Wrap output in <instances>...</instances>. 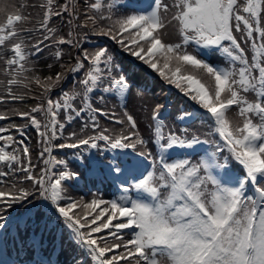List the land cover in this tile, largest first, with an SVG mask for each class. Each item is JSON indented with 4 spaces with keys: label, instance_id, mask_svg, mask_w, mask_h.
<instances>
[{
    "label": "snow or ice",
    "instance_id": "snow-or-ice-1",
    "mask_svg": "<svg viewBox=\"0 0 264 264\" xmlns=\"http://www.w3.org/2000/svg\"><path fill=\"white\" fill-rule=\"evenodd\" d=\"M117 6L109 4V14L104 15L100 0H93L90 7L99 13L87 17L93 24V34L110 36L189 96L203 110L202 116L184 112L178 119L206 116L212 132L223 143L212 152L206 150L196 163L187 157L175 158L176 149L194 150L208 141H200L198 137L185 140L171 131L165 132L166 120L157 105L151 120L158 158L152 152H145L148 141L141 137L131 114L125 111L124 119L115 118V113L110 115L93 107L89 99V94L98 89L112 91L103 87L106 75L109 83L119 86L118 91L128 88L125 78L111 77V57L106 49L94 53L81 50L82 59H77L70 71L82 73V78L73 81L71 92L63 90L53 98L49 93L67 77L57 72L54 78L48 76L42 80L35 75L30 58H38L44 48L52 45L79 44L74 38L58 36L53 26V18H64L69 5L44 0L38 5L42 16L34 27H18L28 17L17 11L0 22V63L7 77L0 84L12 100L23 101L27 95L14 93L13 86L31 91V85L35 84L43 91L32 97L41 102L29 111L14 110L27 124L0 126V141L6 142L0 143V185H4L0 189V235L7 231L6 211L39 193L43 201L50 202L43 205L52 214L48 223L54 215L94 264H162L161 258H167L171 264H264V0H173L172 5L164 0H151L150 11L133 9L134 14L114 19L111 13ZM65 23L70 24L71 18ZM172 23L179 42L164 39L165 30ZM77 27L88 24L78 23ZM34 35L39 38L29 46L27 41ZM192 46L223 56L226 67L199 58V51L189 50ZM62 55V48L57 47L55 58L60 60ZM189 67L203 71L211 79V85L202 82L196 73L183 74ZM78 85L82 86V103L86 107L78 108L74 104L81 96ZM249 93L254 96L251 100ZM3 102L4 98L0 97V103ZM232 110L242 122L231 118ZM86 112L93 115L84 128L89 122L93 130L99 128L98 117L103 116L127 127L117 135L109 134L105 128L96 135L79 139L73 131L68 134L71 142L53 143L64 134L66 125ZM37 113L43 120L34 115ZM9 118L0 114V121ZM254 118L258 120L254 122ZM28 126L37 130L45 144L40 153L44 167L38 172L25 140H17L11 134L15 130L24 137V128ZM101 141L109 150L123 151L124 159L118 161L113 157L105 174L106 178L119 180L121 195L110 201L74 199L67 194L64 182L79 183V174L68 170L66 162L53 155V149H98ZM226 149L230 154L228 159L218 156ZM82 156L80 153L77 159ZM231 159L243 166L242 174L232 172ZM61 165V170L53 171ZM98 172L99 166L94 164L93 174ZM17 173L24 175L12 183L4 179L16 177ZM129 180L134 183L130 184ZM21 181H31V185L23 186ZM249 187L255 196L248 195ZM130 189L135 190V199L128 195ZM27 212L31 213L32 209ZM36 217L42 218L39 213ZM32 219L29 216L28 222Z\"/></svg>",
    "mask_w": 264,
    "mask_h": 264
},
{
    "label": "trees",
    "instance_id": "trees-1",
    "mask_svg": "<svg viewBox=\"0 0 264 264\" xmlns=\"http://www.w3.org/2000/svg\"><path fill=\"white\" fill-rule=\"evenodd\" d=\"M143 0H100L102 5L101 12L104 15H108V5L117 4L118 6L113 8L112 16L113 18H123L126 15L134 14L133 9L137 10V3H142ZM164 2L169 5L173 4V0H164ZM44 0H0V22L6 21L8 15L15 14L17 11H22L25 16L28 17V21L23 25H18V27H34L36 22L42 16V10L38 7ZM57 4H68L69 13L65 14L64 18H53V26L57 29V35L63 36L65 38H74V40H79V44L76 47L70 45L56 46L44 48V51L40 53L39 57L30 58L34 62L35 75L39 76L42 80H45L48 76L55 77L57 72H62L67 77L63 80L57 87L53 88L51 93H49L53 98H57L59 93L63 90L72 91L73 81H79L82 78V73H73L70 71L75 65L77 59H82L80 56L81 50H87L89 53H94L99 49H106L107 54L111 57V77L126 79L127 84L130 86L129 98L125 106L120 103V94L118 87L115 84L109 83V77L106 75L103 83V87L112 89L111 92H104L102 89H98L93 94H89L90 101L93 102V107H98L108 112L110 115L112 113L116 114L115 118L124 119L123 113L127 111L131 114L137 122L138 130L143 139L148 141V146L145 148V152H152L153 156L156 157L155 151H153L154 145V122L151 120L153 109L159 105L160 109L168 104V100H172V110L170 116L166 119V131H171V133L181 136L185 140H189L192 137H198L199 140H207L208 145L199 153L195 155H183L181 157L189 158L193 163H196L201 159V155L207 150L208 152L214 151L218 145L222 142L218 137L212 132L210 126L208 125L207 118L196 119L192 124L188 126L181 125L179 123V115L184 112L193 111V107L188 103L179 98L174 91L169 90L166 86L169 83L166 79L159 75V72L153 70L149 65L146 66L153 74L146 72L143 67H135L132 63L125 58L124 55L117 53L115 46L110 45L103 36L93 34V24L91 21H87V17L91 15H98L96 10H93L90 5L93 0H56ZM75 9V15H72V10ZM174 11V9H172ZM170 15V13H169ZM71 18V23H65L66 20ZM87 22L88 27H77V24L83 25ZM97 23H106V21H97ZM73 33L74 37H69L68 34ZM38 35L30 37L27 43L29 46L31 43H35L38 39ZM164 39L168 42H179V34L174 23L169 24L165 30ZM50 43V42H46ZM43 47V45H42ZM57 47L62 48V58L57 60L55 58V51ZM247 47V46H245ZM195 46H192L189 50L192 51ZM195 51L200 52V57L207 60L208 62L215 64L220 67H226V62L223 56L216 54L213 55L210 52L202 53L201 50L195 49ZM249 53L251 49L248 48ZM128 52V51H127ZM129 53V52H128ZM130 54V53H129ZM131 55V54H130ZM49 65H52L49 68ZM3 64L0 63V80L5 81L7 77L2 71ZM87 70V65L85 71ZM166 74L168 70H165ZM196 73L202 81L211 85V79L207 77L203 71L197 72V70L185 68L183 74ZM81 91V96L77 97L74 101L76 107H86L82 103L83 90L82 86L78 85ZM39 86L32 84L31 91L23 89L21 87L13 86L14 93H26V99L23 101L12 100L8 95L6 88L3 84H0V97L4 98V102L0 103V114H7L10 118L4 121H0V126L11 127L15 124L18 126H23L27 124L26 119H22L20 116L14 114V110L26 112L30 110V107L35 106L41 101L39 99H33V96H39L40 92ZM170 91V92H169ZM103 96L104 99L99 97ZM249 99H253L252 93L248 94ZM37 118L43 120L41 114H34ZM93 113L86 112L81 117L73 120L71 124L66 125L64 129V134L58 139L53 141L54 144L71 142L68 139V134L75 131L77 132V139L86 138L89 135H96L102 129H109V134L117 135L122 129H125L127 125H119L114 123V119H109L108 116L98 117L100 127L93 130L91 123L89 126L84 128L83 125L89 120V116ZM64 114H61L60 119L63 120ZM231 118L235 122H242L241 118L235 116V110L230 112ZM258 118H254L256 122ZM83 129V130H82ZM187 129V132L184 131ZM43 128L41 129V131ZM26 135L20 137L19 133L15 130L11 131V134L17 139H24L26 145L30 150V155L33 164L38 165L37 172L44 165L40 158V153L43 151L45 144L43 138L39 135L37 130L31 126L24 128ZM7 134V133H6ZM5 134V135H6ZM0 143H6L0 141ZM98 149L82 148V149H53V155L58 159L64 160L68 165V170L77 172L79 174V183L75 181H66L64 186L66 188L67 194L72 196L74 199H83L86 202L94 198L103 199L105 201H110L116 199L121 194L119 191L115 190L111 183H106L100 179L99 174H93L94 162L93 156L97 155L106 161H111V154L115 153L117 150H109L104 142H98ZM83 153L82 159H77V156ZM218 156H223L228 159L230 154L227 149L224 153H218ZM177 157V158H181ZM47 158V154L45 156ZM117 160H121L118 156ZM84 162L85 164H83ZM98 166V165H97ZM229 167L235 169L242 174V167L240 164L231 159L229 162ZM63 166H58L54 168L53 171H59ZM35 174V173H34ZM23 173H17L16 177H5L9 183L14 182L15 179L22 177ZM134 181L132 182V184ZM23 186H30L31 181H21ZM0 189H4V185H0ZM133 199H135V190L133 189ZM46 202L43 201L39 193L30 197L29 201L25 202L23 205H14L12 209L6 211V215L9 217V223L6 225V237L9 243V252L18 256V263L27 262L32 258L34 249V238L40 233L41 234V244H42V254L50 255L47 243H54L56 240L57 233L61 231V241H62V251L57 264H93L90 256H88L77 244L73 242L71 234L65 230V228L59 224L56 217L52 216V222L48 223V218L51 213H49L47 207H43ZM31 208L32 212L28 213L27 210ZM39 213L42 217L37 219L36 214ZM23 214V215H22ZM32 216V222H28V217ZM48 227L45 228V224ZM16 226L19 238L24 247V255L21 256L19 253V245L17 241L13 239L14 234L11 230L12 226ZM127 238V236L125 237ZM162 264H171L167 258H161Z\"/></svg>",
    "mask_w": 264,
    "mask_h": 264
},
{
    "label": "rangeland",
    "instance_id": "rangeland-1",
    "mask_svg": "<svg viewBox=\"0 0 264 264\" xmlns=\"http://www.w3.org/2000/svg\"><path fill=\"white\" fill-rule=\"evenodd\" d=\"M202 146L204 145V144H201ZM201 145H199L200 147H201Z\"/></svg>",
    "mask_w": 264,
    "mask_h": 264
}]
</instances>
